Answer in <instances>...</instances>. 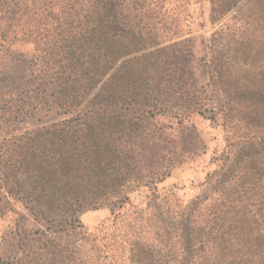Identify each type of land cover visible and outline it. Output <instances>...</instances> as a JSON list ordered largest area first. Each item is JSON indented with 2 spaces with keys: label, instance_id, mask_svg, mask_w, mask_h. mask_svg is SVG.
<instances>
[{
  "label": "trees",
  "instance_id": "obj_1",
  "mask_svg": "<svg viewBox=\"0 0 264 264\" xmlns=\"http://www.w3.org/2000/svg\"><path fill=\"white\" fill-rule=\"evenodd\" d=\"M166 1L27 0L11 12L27 16L34 48L27 90L0 95V211L22 202L46 223L29 264H264V0H210L203 85ZM38 106L60 118L17 131ZM217 108L254 132L217 161L234 164L230 182L255 201L235 188L161 196L158 184L201 151L184 120ZM140 186L149 194L133 205ZM103 206L113 224L89 233L79 215Z\"/></svg>",
  "mask_w": 264,
  "mask_h": 264
},
{
  "label": "rangeland",
  "instance_id": "obj_2",
  "mask_svg": "<svg viewBox=\"0 0 264 264\" xmlns=\"http://www.w3.org/2000/svg\"><path fill=\"white\" fill-rule=\"evenodd\" d=\"M10 0H0V95L1 93H15L27 90L29 78L28 60L33 54V44L27 41V16L12 15L27 0H15L13 7ZM10 4V5H9ZM14 8V9H12ZM25 8V7H24ZM165 9L174 14L180 24L182 39H187L192 47L194 61V77L199 85L207 82L206 61L210 57L209 39L216 28L211 20L210 0H168ZM23 12L24 9H23ZM223 103L224 97L220 95ZM33 116L26 117L23 122L13 125L17 131L48 124L60 117L55 109L46 110L37 107ZM216 109V117L208 119L211 111L205 112V118L199 114H190L184 120L186 133H192V139L199 140L200 153L180 165L175 166L170 175L158 184L161 196H176L183 203L189 202L195 196H227L233 188L242 192V196H251L249 202L256 199V195L244 194L249 184L237 185L235 178L230 182L228 176L236 173V167L229 163L217 161L225 157L229 149H239L244 140L254 135L245 120L234 119L233 123L225 125L223 114ZM176 122L175 118L159 117L156 121L168 123ZM12 127V126H11ZM194 127V130H191ZM0 130V134L6 135ZM232 143V147L229 146ZM253 170L246 174V178L253 174ZM243 174V173H239ZM228 178V179H227ZM237 185V186H236ZM149 194L146 186H140L129 194L130 203L140 204ZM131 206L126 204L119 211L129 212ZM118 212V211H117ZM84 228L89 233H97L99 229L113 224L114 215L111 206L87 210L79 215ZM46 223L35 218L22 202H12L10 210L0 211V264H29L32 250L40 247L34 242L35 230L45 231Z\"/></svg>",
  "mask_w": 264,
  "mask_h": 264
}]
</instances>
